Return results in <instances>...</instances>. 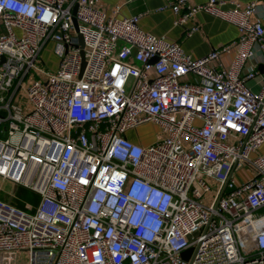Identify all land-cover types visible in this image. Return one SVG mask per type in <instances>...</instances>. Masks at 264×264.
<instances>
[{
  "label": "built area",
  "instance_id": "built-area-1",
  "mask_svg": "<svg viewBox=\"0 0 264 264\" xmlns=\"http://www.w3.org/2000/svg\"><path fill=\"white\" fill-rule=\"evenodd\" d=\"M229 2L157 9L238 28L194 58L119 5L0 0V264H264V16ZM49 41L54 70L38 63ZM146 123L156 137L132 141Z\"/></svg>",
  "mask_w": 264,
  "mask_h": 264
},
{
  "label": "crops",
  "instance_id": "crops-1",
  "mask_svg": "<svg viewBox=\"0 0 264 264\" xmlns=\"http://www.w3.org/2000/svg\"><path fill=\"white\" fill-rule=\"evenodd\" d=\"M174 0H96L97 5L111 13L115 6H120L119 16H131L141 14L139 26L148 32L156 35H166L168 39L178 42L185 52L189 53L194 58H199L207 54L211 49L219 48L225 44L231 43L238 39L239 31L235 25L227 23L219 18L211 16L205 12H198L194 18L184 25L175 26L173 24L176 15L169 7L162 10L158 8L171 3ZM207 0H188V3L199 4ZM224 1L223 7L230 6L229 0ZM242 5H247L256 1V16H264V0H236ZM197 23L200 29L190 36L186 35L185 30L191 23ZM236 49L232 48L228 53L220 56V60L224 65L230 63ZM262 55L257 53L256 57L251 61L252 64H257L258 68L263 66ZM55 67L52 69L54 70ZM261 69V68H260ZM129 138L140 143L143 141L137 132L130 131ZM17 264V258L15 259Z\"/></svg>",
  "mask_w": 264,
  "mask_h": 264
},
{
  "label": "rangeland",
  "instance_id": "rangeland-1",
  "mask_svg": "<svg viewBox=\"0 0 264 264\" xmlns=\"http://www.w3.org/2000/svg\"><path fill=\"white\" fill-rule=\"evenodd\" d=\"M58 50L59 47L56 45V43L49 41L42 49L38 63L46 70H52L54 67L56 68L59 60ZM259 82H260V77H258L256 80H252L249 82V86L252 88L253 91L257 92L260 90ZM22 98H24V95H22L21 99ZM135 132L138 133L139 137L144 142H150L159 133V129L156 125L146 123L139 126ZM262 150H264V147L262 148ZM242 174H244L245 177H249L251 176L252 173L251 171L248 170V171H243ZM5 187H7V185ZM15 195H16V199L22 202L26 201V202L34 203L36 200L35 194L22 187H19L15 191ZM208 199L209 196L206 197V200ZM16 258H17V264H27V256L24 252H19Z\"/></svg>",
  "mask_w": 264,
  "mask_h": 264
},
{
  "label": "water",
  "instance_id": "water-1",
  "mask_svg": "<svg viewBox=\"0 0 264 264\" xmlns=\"http://www.w3.org/2000/svg\"><path fill=\"white\" fill-rule=\"evenodd\" d=\"M75 10H76V7H74V12H75ZM73 25H74V27H75V30H77V23H76V20H75V19H73ZM78 41H79V47L82 49L83 46H84V43H83V39H82L81 34H78ZM81 54H82V57H83V50L81 51ZM153 61H154V60H153ZM84 63H85V62H84V58H83V61H82V68H83V66H84ZM260 68H261V70H262V69H263V66H261ZM15 188H16V187H14L13 190H15ZM189 252H190V250H184V251H182V253H181V257L184 258V259H186L187 256H188V254H189Z\"/></svg>",
  "mask_w": 264,
  "mask_h": 264
}]
</instances>
